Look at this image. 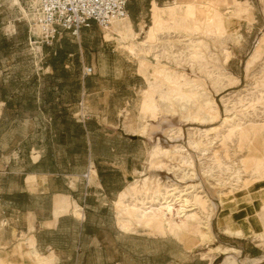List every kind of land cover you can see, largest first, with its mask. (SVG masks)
<instances>
[{
	"label": "rangeland",
	"instance_id": "rangeland-1",
	"mask_svg": "<svg viewBox=\"0 0 264 264\" xmlns=\"http://www.w3.org/2000/svg\"><path fill=\"white\" fill-rule=\"evenodd\" d=\"M173 1L135 30L126 18L45 43L28 0H0L9 113L0 151L26 156L35 146L48 156L44 170L70 173L76 193L56 200L70 216L82 218L95 186L90 154L109 188L87 203L100 238L86 243L91 256L33 254L22 236L14 255L0 249V264H206L232 242L235 256L264 264V0ZM84 67L94 74L84 77ZM124 194L128 207L118 209ZM166 204L176 220L186 214L180 232L134 216L166 213Z\"/></svg>",
	"mask_w": 264,
	"mask_h": 264
},
{
	"label": "crops",
	"instance_id": "crops-1",
	"mask_svg": "<svg viewBox=\"0 0 264 264\" xmlns=\"http://www.w3.org/2000/svg\"><path fill=\"white\" fill-rule=\"evenodd\" d=\"M171 2L174 1L130 0L128 14L134 30L148 21L153 22L155 7L167 12L170 8L167 4H171ZM163 4L166 5L163 6ZM82 53L83 47L79 46L76 52L70 56H78ZM3 81L6 80L0 78V85ZM88 92V85L83 82L82 97H90L91 94ZM8 116L7 102L0 92V131L8 124ZM82 123L88 133L85 121L83 120ZM46 127L48 130L49 125ZM6 156L4 151H0V249L14 255L16 245L22 241V236H26L32 239L34 248L30 247V250L33 254L37 252L45 256H60L61 259L63 256H75L76 259L79 256H91L86 248V243L88 241L98 242L100 238L97 233H93L97 226L91 221L90 212L92 210L87 203H90L98 192L102 195V192L106 193L109 190L103 183L102 173L96 166V161L91 154L88 164H90L89 168L91 165L95 168L97 178L94 181L95 186L86 189L83 201L79 204L82 218H77L74 214L70 216L69 211L62 212L56 207L57 199L67 198V196L73 197L76 190H72L69 184L70 173L64 175L43 169L48 161L45 151L32 146L26 156H22L20 151H14L12 155ZM35 157L38 159L34 160ZM89 170H86L87 175ZM91 176L92 172L90 178ZM81 191L83 193V188ZM40 204L42 206L47 205L43 207L46 210H40ZM258 217L264 219V210ZM68 221L72 222V226L69 228L66 226ZM116 227L118 229L117 222ZM223 235L229 239L242 241L252 234L237 236L223 231ZM24 242L29 246L28 242ZM216 248L227 251L218 256H213L212 261L204 259L201 261L207 262L206 264H244L245 262H250V264L260 262L259 264H262V259L257 256H250L249 259H245V256H235L240 250L233 242L230 245H221V247Z\"/></svg>",
	"mask_w": 264,
	"mask_h": 264
},
{
	"label": "built area",
	"instance_id": "built-area-1",
	"mask_svg": "<svg viewBox=\"0 0 264 264\" xmlns=\"http://www.w3.org/2000/svg\"><path fill=\"white\" fill-rule=\"evenodd\" d=\"M35 25L43 31L45 43L70 33L80 38L81 32L94 24L107 28L113 22L129 17L130 0H28ZM94 74L84 67V77ZM88 175H85L87 178Z\"/></svg>",
	"mask_w": 264,
	"mask_h": 264
},
{
	"label": "bare ground",
	"instance_id": "bare-ground-1",
	"mask_svg": "<svg viewBox=\"0 0 264 264\" xmlns=\"http://www.w3.org/2000/svg\"><path fill=\"white\" fill-rule=\"evenodd\" d=\"M28 17L29 18H31V19H33L34 18V16H32V15H28ZM126 18H129V17H126ZM126 18H124L123 20H125ZM34 20V19H33ZM118 21H122V20H118ZM115 22H117V21H115ZM35 30H38L39 32H41L42 31V29L39 27V26H37V25H32V32L33 31H35ZM155 76H157L156 77V79L158 80L159 78H160V76H162V72L161 71H159V72H157L156 73V75ZM162 78V77H161ZM160 78V79H161ZM171 79V78H170ZM162 80H164L165 81V79H162ZM167 80V79H166ZM159 82V81H158ZM168 83H170V82H168ZM177 86V85H176ZM179 86H180V84H179ZM182 86V85H181ZM178 87V86H177ZM172 88V87H171ZM176 89V88H175ZM181 90V89H180ZM212 105V104H211ZM211 110V109H210ZM91 172H92V169H90L89 170V173H88V177H87V180H88V182H90V174H91ZM126 196L127 195H121L120 197H119V199H117V201H116V205H117V207H118V209H126L128 206L125 204V198H126ZM164 207H161V208H158V209H154V210H152V211H150V212H147L148 210L147 209H145V210H147V211H139L137 214H135L134 216L135 217H137V218H139V219H141V220H144L146 223H153V222H160V223H162V224H164V225H166V226H168L169 228H170V230L172 231V232H180L181 231V229L184 227V226H186V224H187V216H186V214H182L183 216L180 218V217H177L178 219L176 220L175 219V215H174V209L175 208H173L170 204H166V206H165V209H166V213L165 212H163L162 211V209H163ZM137 209V208H136ZM184 211V210H183ZM179 212V211H178ZM168 213V214H167ZM169 214L170 215H172L171 217V219L170 218H168V216H169ZM180 215V214H179ZM193 219V216H190V220H192ZM120 224V223H119ZM120 227L121 226H123V224L121 223L120 225H119ZM225 232H228L227 230H225ZM224 252L225 251H227V250H223ZM215 252V251H214ZM260 263V262H259ZM258 263V264H259Z\"/></svg>",
	"mask_w": 264,
	"mask_h": 264
},
{
	"label": "trees",
	"instance_id": "trees-1",
	"mask_svg": "<svg viewBox=\"0 0 264 264\" xmlns=\"http://www.w3.org/2000/svg\"><path fill=\"white\" fill-rule=\"evenodd\" d=\"M129 7V6H128ZM87 85V84H86Z\"/></svg>",
	"mask_w": 264,
	"mask_h": 264
}]
</instances>
